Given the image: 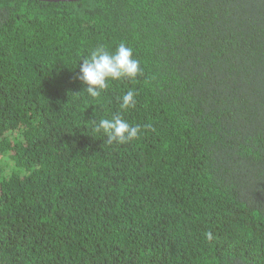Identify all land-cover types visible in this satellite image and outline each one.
<instances>
[{
	"label": "trees",
	"instance_id": "1",
	"mask_svg": "<svg viewBox=\"0 0 264 264\" xmlns=\"http://www.w3.org/2000/svg\"><path fill=\"white\" fill-rule=\"evenodd\" d=\"M0 264H264V0H0Z\"/></svg>",
	"mask_w": 264,
	"mask_h": 264
},
{
	"label": "clouds",
	"instance_id": "2",
	"mask_svg": "<svg viewBox=\"0 0 264 264\" xmlns=\"http://www.w3.org/2000/svg\"><path fill=\"white\" fill-rule=\"evenodd\" d=\"M79 73L78 79L84 85L83 89L90 97L97 98L108 87L109 81L134 80L142 74V68L140 61L134 58L133 49L121 42L114 52H109L102 45L96 47L88 58L82 59ZM135 103V93L130 90L121 97L120 106L127 110L133 108ZM96 131L102 132L109 144L127 143L137 138L140 128L116 115L110 119H100Z\"/></svg>",
	"mask_w": 264,
	"mask_h": 264
},
{
	"label": "water",
	"instance_id": "3",
	"mask_svg": "<svg viewBox=\"0 0 264 264\" xmlns=\"http://www.w3.org/2000/svg\"><path fill=\"white\" fill-rule=\"evenodd\" d=\"M38 1H44V2H77L79 0H38Z\"/></svg>",
	"mask_w": 264,
	"mask_h": 264
}]
</instances>
